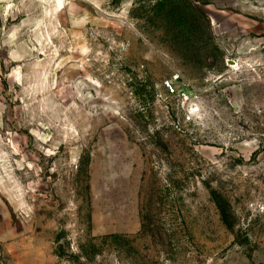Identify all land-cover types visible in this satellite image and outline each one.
I'll return each instance as SVG.
<instances>
[{"label": "rangeland", "instance_id": "obj_1", "mask_svg": "<svg viewBox=\"0 0 264 264\" xmlns=\"http://www.w3.org/2000/svg\"><path fill=\"white\" fill-rule=\"evenodd\" d=\"M63 2L0 8V264H264V0Z\"/></svg>", "mask_w": 264, "mask_h": 264}, {"label": "built area", "instance_id": "obj_2", "mask_svg": "<svg viewBox=\"0 0 264 264\" xmlns=\"http://www.w3.org/2000/svg\"><path fill=\"white\" fill-rule=\"evenodd\" d=\"M29 0H0V8L13 10L19 7L21 4ZM43 4H48L50 0H36ZM180 80L179 74H174L171 77L167 78L163 82V87L169 95H177L179 100L183 103H186L190 100L188 92L186 89H178L177 82Z\"/></svg>", "mask_w": 264, "mask_h": 264}, {"label": "bare ground", "instance_id": "obj_3", "mask_svg": "<svg viewBox=\"0 0 264 264\" xmlns=\"http://www.w3.org/2000/svg\"><path fill=\"white\" fill-rule=\"evenodd\" d=\"M55 2L57 3V5H59V7H63V0H55Z\"/></svg>", "mask_w": 264, "mask_h": 264}, {"label": "crops", "instance_id": "obj_4", "mask_svg": "<svg viewBox=\"0 0 264 264\" xmlns=\"http://www.w3.org/2000/svg\"><path fill=\"white\" fill-rule=\"evenodd\" d=\"M15 264H23L22 260L14 259Z\"/></svg>", "mask_w": 264, "mask_h": 264}, {"label": "trees", "instance_id": "obj_5", "mask_svg": "<svg viewBox=\"0 0 264 264\" xmlns=\"http://www.w3.org/2000/svg\"><path fill=\"white\" fill-rule=\"evenodd\" d=\"M221 213H222V216H223V211Z\"/></svg>", "mask_w": 264, "mask_h": 264}]
</instances>
